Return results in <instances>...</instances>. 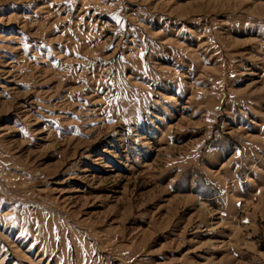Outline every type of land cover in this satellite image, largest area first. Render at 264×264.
I'll return each instance as SVG.
<instances>
[{
  "label": "rangeland",
  "instance_id": "374dc122",
  "mask_svg": "<svg viewBox=\"0 0 264 264\" xmlns=\"http://www.w3.org/2000/svg\"><path fill=\"white\" fill-rule=\"evenodd\" d=\"M0 264H264V0H0Z\"/></svg>",
  "mask_w": 264,
  "mask_h": 264
}]
</instances>
